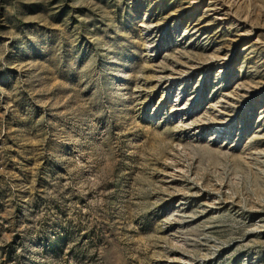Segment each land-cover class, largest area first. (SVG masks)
<instances>
[{"label":"rangeland","instance_id":"obj_1","mask_svg":"<svg viewBox=\"0 0 264 264\" xmlns=\"http://www.w3.org/2000/svg\"><path fill=\"white\" fill-rule=\"evenodd\" d=\"M219 3L0 0V264H264V0Z\"/></svg>","mask_w":264,"mask_h":264},{"label":"bare ground","instance_id":"obj_2","mask_svg":"<svg viewBox=\"0 0 264 264\" xmlns=\"http://www.w3.org/2000/svg\"><path fill=\"white\" fill-rule=\"evenodd\" d=\"M218 1L220 2L219 4H221L223 7H225L227 11H230V10L233 11L235 9L234 2L236 1V5L238 4V6H241V8L244 10L243 13H245V14L247 13V15L251 14V16L253 17V16L257 15V13H261L259 11L256 12V10L252 7V4H251L252 0H218ZM253 3H255V2H253ZM234 12L236 13V10H234ZM234 12H232V14ZM261 15H263V14H261ZM252 17H250V18H252ZM217 71L221 72L222 68H219V70H217ZM172 83H173V79L172 78H168L167 85L168 84H172Z\"/></svg>","mask_w":264,"mask_h":264}]
</instances>
